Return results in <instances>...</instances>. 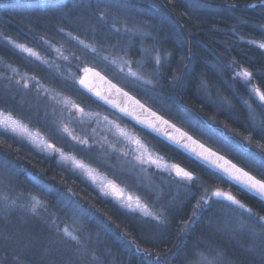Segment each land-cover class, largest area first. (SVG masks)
<instances>
[{
  "label": "clouds",
  "instance_id": "1",
  "mask_svg": "<svg viewBox=\"0 0 264 264\" xmlns=\"http://www.w3.org/2000/svg\"><path fill=\"white\" fill-rule=\"evenodd\" d=\"M255 3L44 0L0 15V113L43 141L0 127V264H194L200 251L219 252L214 264H264V198L170 138L172 128L145 122L155 113L264 179V100L253 91L264 93V7ZM221 9L235 19L201 11ZM109 181L119 198L103 190ZM217 187L243 207L204 204Z\"/></svg>",
  "mask_w": 264,
  "mask_h": 264
},
{
  "label": "snow or ice",
  "instance_id": "2",
  "mask_svg": "<svg viewBox=\"0 0 264 264\" xmlns=\"http://www.w3.org/2000/svg\"><path fill=\"white\" fill-rule=\"evenodd\" d=\"M261 6L264 7V0H256V3L253 7ZM258 47L264 48V43L259 41L256 42ZM27 51H31L28 49ZM242 79L247 80L249 79V73L246 69H240L237 72ZM253 91L255 92L256 96H258L261 100H264V93H261L259 89L254 88ZM251 107V106H250ZM155 117V119H152ZM145 122L148 123L150 126H156L157 122L160 124V129L164 130V126L167 125L169 128H172V132L169 134L170 138L180 141L184 139L185 145L190 148L191 150L195 151L198 155L203 157L204 159L209 160L211 163L215 164L219 168H221L224 172H226L232 179L236 180L238 183L242 184L243 186L249 188L251 191L255 192L258 196L264 198V179L259 178L255 175L250 174L248 171H245L241 168H238L235 164H232L230 161L225 160L223 157L218 156L216 153L211 152L208 148L204 147L203 145L197 143L191 136H187L179 128H176L174 125L169 124L166 120H162L159 116H156L155 113H149L147 117H145ZM260 124L264 126V121H260ZM0 127H7L14 131H18L21 133L27 134L34 142L42 143L43 141L40 140L35 133H29L25 128L17 120L12 119L10 116L0 113ZM156 163H160L159 161H154ZM78 163V162H77ZM173 170L175 171L177 176H182L190 179V173L186 172L182 168H178L173 165ZM88 174L92 177L93 180L97 179L95 175L88 171ZM103 190L110 192L113 196L119 198L123 193L122 190L112 182H106L103 185ZM201 199L203 200L204 204H207L210 200H222L226 201L230 204H233L237 207H243V205L233 196L232 192L224 191L221 188L217 187L211 192L207 190L202 194ZM125 200L128 203L130 208L138 209L144 216L146 217H153L154 219L159 220V217H156L154 212L148 208L144 203L140 200L125 195ZM203 205L198 204L196 207H202ZM225 212L228 209H224ZM197 213L194 212L192 215H196ZM226 220L230 219L227 216L225 217ZM191 221L185 225L184 231H187L190 227ZM155 239L156 237H151ZM253 250H255L253 248ZM197 256L199 258L207 259L209 256L205 255L204 252L200 251L197 252ZM220 253L217 252L215 257H211L208 260V264H214V261L218 260ZM193 264V262H190ZM194 264H201V260H195Z\"/></svg>",
  "mask_w": 264,
  "mask_h": 264
},
{
  "label": "trees",
  "instance_id": "3",
  "mask_svg": "<svg viewBox=\"0 0 264 264\" xmlns=\"http://www.w3.org/2000/svg\"><path fill=\"white\" fill-rule=\"evenodd\" d=\"M196 1L199 3V0ZM42 2H44V0H0V15H3L7 19H13L17 15L27 14L29 12L37 10ZM201 11L205 15H219L226 20L235 19L232 13L228 12L226 9H221L219 12L216 13H208L206 10ZM235 11L250 16L258 15V13H256L254 10H249L246 8H238ZM244 28L246 31H256L250 25H245Z\"/></svg>",
  "mask_w": 264,
  "mask_h": 264
},
{
  "label": "rangeland",
  "instance_id": "4",
  "mask_svg": "<svg viewBox=\"0 0 264 264\" xmlns=\"http://www.w3.org/2000/svg\"><path fill=\"white\" fill-rule=\"evenodd\" d=\"M194 2L198 3L196 0H194ZM125 195L127 196L129 194L125 193ZM199 259L201 260V264H208V260L211 259V257H208L207 259H203V258H199Z\"/></svg>",
  "mask_w": 264,
  "mask_h": 264
}]
</instances>
